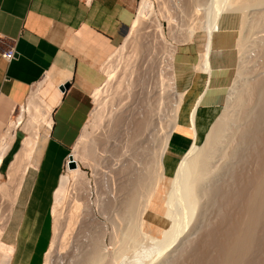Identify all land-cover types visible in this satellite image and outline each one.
<instances>
[{"label": "bare ground", "instance_id": "bare-ground-1", "mask_svg": "<svg viewBox=\"0 0 264 264\" xmlns=\"http://www.w3.org/2000/svg\"><path fill=\"white\" fill-rule=\"evenodd\" d=\"M176 3L178 2L176 1ZM179 5L174 9L175 11L168 7L163 8L162 20L157 21L155 29H153L155 30L154 37L145 46L142 44L143 42H139L138 37H135V32L141 20L150 14L151 3L149 0H141L139 13L133 21L130 34L124 44L117 48L114 55L103 64L107 82L94 94L98 109L93 114V128L98 129L107 118L117 123L119 135L116 136L114 133L113 137L109 138L111 141H108L110 143L107 144V147L111 150L106 147L104 153L109 152V156H113V151L121 149L118 156L114 155L116 159L111 161L112 165L111 162L109 164V161L106 164L110 165L109 178L113 180L121 178L124 184L115 186L118 191L117 200L114 204L110 203L109 205L112 212L108 217L111 221L110 225H112V232L109 230L111 232L110 248L106 252L101 245L102 238L107 235V229L103 230L104 226L97 230L98 233L92 235L91 251L89 248L88 252H90L86 255L85 264H108L110 261V264H116V260L130 247H128L129 243H133L136 248L145 240L153 242L158 247L157 255H161L184 234L198 208L202 206L205 209L210 204L218 205L219 208H216L219 213L222 212L221 218L217 226H214L213 229L211 226V230L208 228L210 230L208 233L204 230L206 235L203 236V239L200 237L201 241H198L199 239L194 243L190 241L194 245L198 241L201 250H206L205 252L199 251L198 244H196L197 247L190 248L193 244L190 245L189 241H187L188 244L185 242V245L187 247L190 245L191 249V252H185L193 255L191 256L193 262L195 264H264V245L261 244L264 243V82L262 83L260 80L259 82L262 84L260 83L257 88L248 82L250 86L248 85L247 88L248 83L245 80L250 64L247 55L249 49L256 44L255 27H257V31L258 28H262L253 25L258 24L253 23L256 17L252 15L250 18L246 10L261 7L262 12L259 14V19L264 24V0H183ZM257 12L259 11L255 13ZM227 13H240L242 20L240 23L241 34L237 44L240 55L239 69L231 84L232 88L227 96L226 107L230 106L234 98H239L240 93H246L238 87L241 80H245V84L241 86L246 87V91L252 86L260 97L263 96L262 100L260 98L262 102L259 103L258 109L256 106H247V112L242 111L244 115L240 111L242 119L249 123L246 124V127H244L245 124H241L244 128L240 130V140L235 141L239 143L233 147L231 145L234 144V141L232 143L231 141L234 137L230 141L231 145L230 139L225 142V144L229 143V146H225L222 142L228 136L225 135L223 138L224 134L228 132L226 131L227 119L223 118L221 120L219 118L213 124L205 141L201 143L203 129L199 130L197 125V102L188 120L194 132V140L181 157L175 160L178 164L177 170L173 173L170 188L162 202L161 196H164L165 192L163 184L169 172L164 162L167 160L170 139L177 126L184 97L177 91L175 83L173 64L178 47L174 43L178 44L177 40L180 38L184 44L191 42L198 34L203 33V51L200 53V60L196 68L197 71L209 73L211 40L213 34L220 29L223 15ZM167 34L171 35V38L173 35L177 36V40L175 38V42L170 44L167 42ZM258 36L260 37V35ZM259 37L256 39L260 45H263L264 43L260 42L262 39ZM250 62L252 64V61ZM137 66L139 67L138 71ZM251 88L249 93L254 90ZM238 100H240L238 103L241 104L242 99ZM113 106H116L115 109ZM51 113L52 105L38 90L32 92L28 99L27 114L21 115L17 120H11L1 141L0 165L2 157L14 139L16 129L23 125L22 129L26 136L22 141V147L10 164L5 179L0 173V264H11L13 261L16 241L20 233L19 226L33 173L31 159L40 136L50 132ZM241 117L239 116V118ZM239 118L237 120H241ZM238 122L240 123V121ZM236 124L239 128L238 123ZM86 137L85 131L70 154L77 165L75 168H70L69 160L67 161L66 169L55 192L52 212L56 223L60 208L70 188L72 189L78 184H82V186L86 184L85 175L80 168L78 159V150L80 145H85ZM223 147L225 149L231 147L232 150L230 152L226 149L229 154L227 155L225 152V155ZM221 153L225 157L226 163L222 168H218V165L215 162L213 165L212 161H216L217 157L221 158V156H217ZM247 154H250L251 160L257 161L250 163L259 164L258 167L255 164L257 167L255 172L251 170L253 169L252 164L251 166L248 164V168H251L249 170L254 172H251V175L245 170L247 162L244 158L249 157ZM94 155L95 153H93ZM101 156L103 157L100 154L99 160H101ZM218 161L221 163L219 159ZM240 162L242 164L239 165L240 167L238 166V169L233 167L234 164ZM116 165L118 166L117 170L113 168ZM228 174H230L228 180L223 179L221 182V179ZM207 208V215H211L212 212L209 214ZM216 208L212 211L218 213ZM209 209L211 210V208ZM159 213H163L164 219L169 223L168 227L158 224L157 219L154 221L149 219V215L157 216ZM199 215H203V213L200 212ZM205 219L206 216L203 220ZM200 222L202 221L200 220ZM197 224L200 223L197 222L196 227L194 224L193 228L198 230ZM196 229L195 231H197ZM190 231L194 233L193 230ZM186 236L189 238V234ZM57 238V228L55 227L51 246L45 255L43 264H50L51 252ZM186 238L185 240H187ZM182 249L179 250L177 259L175 257L178 262L182 258L184 261L186 259L183 257L185 253L182 252L184 251ZM181 252L184 253L183 256L180 255ZM179 256H182L180 260ZM186 256L188 259L190 258L188 255ZM184 261L182 264L188 263L187 260L186 263ZM172 263L174 264L173 261Z\"/></svg>", "mask_w": 264, "mask_h": 264}, {"label": "crops", "instance_id": "crops-1", "mask_svg": "<svg viewBox=\"0 0 264 264\" xmlns=\"http://www.w3.org/2000/svg\"><path fill=\"white\" fill-rule=\"evenodd\" d=\"M137 2L0 0V144L31 92L38 90L52 105L50 132L40 136L31 159V184L11 264L44 262L55 192L71 150L91 116L92 94L104 83L101 66L130 34ZM238 39V31L226 25L213 34L210 74L196 68L204 42L178 46L174 75L177 91L184 97L167 151L170 172L194 140L188 120L195 104L198 102L201 135L205 126L199 125V120L209 122L225 105L239 63ZM11 49L15 56L9 61L2 54ZM65 84L69 88L61 90ZM25 136L24 131L16 129L1 160L2 175L20 151Z\"/></svg>", "mask_w": 264, "mask_h": 264}, {"label": "rangeland", "instance_id": "rangeland-1", "mask_svg": "<svg viewBox=\"0 0 264 264\" xmlns=\"http://www.w3.org/2000/svg\"><path fill=\"white\" fill-rule=\"evenodd\" d=\"M149 1L151 3L150 14L141 20L139 27H138L137 31L135 32V37H138L139 42L140 41H141V43L143 42L142 44H144L145 46L148 45L154 37L155 30H153V29H155L156 22L159 20L160 21L162 20L163 8L168 7L169 9L171 8V10L172 9L174 10L180 6L179 3H180V1L182 3L183 0H180V1H178V0H149ZM176 1L178 3H176ZM140 3H141V0H138L136 8H135V15H136L135 19L137 18L138 13H139ZM175 6H177V7H175ZM256 8L247 9L246 12L248 15H250L249 16L250 18H252V15H254L256 17L255 19H257V20H256V22H254L255 19L253 18L254 19L253 23H258V24H253V25H257L258 27L263 28V29L260 28L261 30L258 28V31H257V27L254 26L256 28L255 34L257 35V37H259L258 35H260L262 40L261 39H259V40H261L260 42L264 43V41H263L264 37H262V36H264V24L259 19V14H261L262 11H261V7H256ZM254 9H255V12L259 11L260 13L259 12L255 13ZM255 14H257V15H255ZM241 20H242V16L240 13H227V14L223 15V17H222L220 29H221V27H223V25H226L229 28L236 29L238 31L239 36H240V34H241V31H240ZM260 31L263 33H261ZM168 35L169 34H167V42H169L170 44H173L175 42V38L177 36L173 35L171 38V35H169V36ZM254 37L256 40V44L254 45V47H251L249 49V53L247 55V60L249 61L250 64L248 65V69H247V74H249V75H247V74L245 75V77H246L245 80H247L246 83L250 82V84L252 86L254 85L257 88L258 86H260L261 82L262 83L264 82V80H263L264 79V53H263L264 49H262L264 47L263 46L264 44L260 45L259 41L257 40L258 38L256 36H254ZM179 38L180 37L178 36V39ZM180 39H182V38H180ZM180 39L177 40V38H176L177 41L182 42V40H180ZM179 42H178V44L174 43V45H176L178 47L179 45L183 44V42L181 44H179ZM191 42L203 43L204 42L203 33L198 34L197 37L194 40H192ZM188 43H190V42H188ZM114 53H115V51L112 52L110 54V56H108L106 58V60L103 62V64L110 57H112L114 55ZM250 61H252V64L254 66L251 64ZM239 63H240V55H239ZM239 63H238V67H237L236 72H235L234 80H235L236 75L238 73ZM103 64L101 66V70H102V73L104 75V83L99 88H102L104 86V84L107 82V74L105 73ZM136 69L138 71L139 67L137 66ZM245 80L244 81L241 80L240 82L242 84L239 82L240 85H238V87L240 89L242 88V92H246L245 94L239 92L240 94L238 96H239V98H241L243 100V101L241 100V104H239L240 103V100H238L239 98H234L229 107H226V104H225L223 106V108L218 110L217 113H215L213 115V117L210 118L209 122H206V120H204V119L199 120V125L205 126V131L202 133L201 143L205 141L207 133L209 132V130L211 129L213 124L219 118H220V120L222 118L225 120L227 119V122H228V123L226 122L227 123V126H226L227 130L226 131H228V132H226L227 134H224L223 138H225V135H228L229 137L226 136L227 139H224L225 141L222 139L223 144L225 146L226 145L229 146V143L232 140V137H234V139L231 141V143L234 141V144L232 143V145H231V143H230L231 147H233V145H235V144L237 145V143H239V142H235V141L240 140L239 139L240 133H241L240 130L241 129L243 130V128L248 125L247 123H249V121L246 122L247 120L244 121V119H242L243 116L241 117L240 111L242 112L244 110V112H247L246 111L248 109L247 106H249V107L256 106V108L258 109V107L260 106L259 103L262 102L261 97L264 96L263 95L260 97L258 92L256 91V89L252 86H251L252 88L251 87L250 88L251 89L254 88V90L253 91L251 90L252 92L249 93V91H250V88H249L247 90L248 91L247 92L246 87L249 85V83L246 85L245 88L242 87L245 84L244 83ZM260 80H261V82H259ZM255 82H256V85H255ZM231 88H232V85L229 88L228 96L230 94ZM243 90H245V91H243ZM95 92H94V94H95ZM94 94H92L93 110H92L91 116L88 120V123L86 124V126L83 130V133H82V134H84L85 131L87 133V137L85 139L86 142L84 141L85 145H80V148L78 150L79 165H80V168L85 175L86 184H84L83 186H82V184H78L76 187H74L72 189L70 188V190L67 193L66 199L60 208L59 218H58L57 223L55 221V216L52 212V215H51L52 218H51V222H50L51 223V238H50V243H49V249L51 246L53 235L55 233V227L57 228L58 238H57V242L55 243V245L52 249V252H51L50 264H85L84 263L86 261L85 259H87L86 255H88L89 252L91 251L92 235L98 233L99 231H97V230H100V228L102 229V227H104V226L105 227L103 228V230L105 229V231H106V229H107V231H106L107 235H105V237L102 238L101 245L106 252H108V250L110 248L112 225H110L111 221L108 219V217L111 216L112 212H111V206L109 207V205H110V203L114 204V202L117 200L118 191L116 190L115 186L118 187L120 185H123L124 181L121 178H117V179L115 178L114 180L110 179L109 178L110 174L108 172L110 165H108L106 163L109 161V164H110V162L112 160H115L116 157H114V155L118 156L121 153V149L118 148V150L116 151L115 149H117V147H115V149H113V150H115L116 152L113 151V154H112L113 156H109V152L104 153L106 150L107 144L110 143V142L108 143V141H111V139H109V138L113 137L114 133L116 134V136L119 135V133L117 132L118 126H117V123L115 121H113L112 119L109 120L107 118L98 127V129L93 128V121H94V115L93 114L98 109ZM30 96H31V94H30ZM29 97H28V99H29ZM260 98H261V100H260ZM28 99L19 108V110L17 111V113L15 114V116L13 117L12 120H17L21 115L27 114ZM238 101H239V103H238ZM255 102H256V104H255ZM115 107L116 106H113L114 109H115ZM242 115H244L243 112H242ZM226 116H227V118H225ZM239 116L241 118H239ZM238 118L241 119L242 122H241V120H237ZM238 121H240V123ZM236 123H238L239 128H237ZM242 123H243V125L245 124L244 127H243V125H241ZM22 126L23 125H20L17 129L20 128L22 131H24L22 129ZM240 126H241V128H240ZM234 129H237V130L234 131ZM236 138H238V139L236 140ZM228 139H230L229 143L225 144V142H228L227 141ZM231 147H229V149L227 147L226 149L230 151V150H232ZM223 148H224L223 150H225L224 153L226 152L228 155L229 152L226 151L225 147H223ZM107 149L111 150V148H109V147H107ZM72 151H73V149L71 150V152ZM91 151H93V152H91ZM93 153H95L94 156H93ZM226 153H225V155H226ZM100 154L103 155V157L101 156V160H99ZM217 156H221V158H218ZM217 156H216L217 159L215 158L217 162L212 161V163H213V165H215V163H216V165H218L217 166L218 168H222L223 166H225L224 164L226 163L225 157L222 155V153H221V155H217ZM247 157L248 158H244L245 161L247 162V164H246L247 168L245 170H247V173L248 174L250 173V175H251V172H253L255 169L257 170V167L259 164L250 163L252 161L257 162L256 160H251L250 154L249 155L247 154ZM218 159L221 161V163L218 161ZM222 160H224L225 162ZM218 162H219V164H217ZM164 163L166 166V162H164ZM175 163H176V165H174V170L172 172H170L168 169V171H169L168 176L166 177V180L164 181V184H163V186L165 187V192L163 193L164 196H161L162 202H164V199L167 195L166 193L170 188V183H171L173 173H174V171L177 170L178 164L176 161H175ZM241 164H242L241 162L239 164L236 163V164H234L233 167L238 169L240 167L239 165H241ZM248 164H250V166L252 164L253 169L248 168L249 167ZM255 164L257 165V167H255L256 166ZM111 165H112V162H111ZM117 167H118L117 165L113 166V168H116L115 170L118 169ZM65 169L66 168H64V171H65ZM249 169H251L253 171H251ZM229 175L230 174L226 175L227 178H226V176H225V178L223 177L221 179V182L223 181V179L228 180ZM2 176H3V179H5V175H2ZM201 207L202 206L199 207L201 209V211L198 208V211L195 213L194 218L192 219V221L190 222V224L186 228L184 234L175 243H173L167 250H165L161 255H157L158 247L153 242H151L149 240H145L144 242L142 241L143 243L141 242V245L139 247H136V248H135V245L133 243H131V244L129 243L128 247L129 246L130 247L127 248L128 250L125 251L124 254L116 260V264H160V263H162V264H173L172 261L174 262V264H176V262H177V264H179L180 262L182 264V262L184 261L182 258L184 253H185V256H183V257L186 258V259L184 258L185 261L187 260L186 262H188V260L190 259L187 264H190L191 262L193 264H195V262H193L194 261L193 257H191L193 255L190 253L187 254L186 252L190 251L191 250L190 248H192L194 246L197 247L199 245L198 241H201V238L203 239V236L206 235L205 232L208 233V230L209 229L211 230V228H210L211 226H212V229L214 226H217V224L220 221L221 214H222L221 211L219 213L218 205H214V204L211 205L210 204L208 206V208L206 207L209 214H210V212H212L211 215H207L208 213L206 212V208L203 209V207L202 208ZM216 207H218V208H216ZM209 208H211V210ZM215 208L218 210V213L216 211H212V210H215ZM200 212L203 213L204 216L199 215ZM205 216H206V219L203 220V218ZM197 218H199L198 221H196ZM149 219L152 221L157 219V223L162 225L163 227L169 226L168 221H166V219H164L163 213H159V215H157V216L155 214L149 215ZM200 220L202 222H200ZM197 222L200 223L199 225L197 224L198 225L197 228H199L200 230L193 228L194 224L196 227ZM106 226H107V228H106ZM199 226H201V227H199ZM191 228H193V229H191ZM195 229L197 231H195ZM190 230H193L194 233H192ZM204 230H205V232H204ZM187 234H189V238H186V237H188V236H186ZM185 238L187 240H185ZM195 240H198V241H196V243L194 245L193 243L195 242ZM187 241H189V242L193 241V243H191V242L189 243ZM185 242H187L186 244L189 243L190 245H192V244L193 245L192 246L189 245L190 246V248H189V246L187 247L185 245ZM196 244H198V245H196ZM261 244L264 245L263 242ZM262 245H261V247H262ZM182 246L183 247L186 246V247L182 249L181 248ZM177 248H178V250H177ZM186 248H187V250H185ZM188 248H189V250H188ZM199 248H200V250H199L200 252L206 251L205 250L206 248L204 249L205 251L201 250V245H199ZM199 248H197V249H199ZM49 249H48V251H49ZM88 249L90 250L89 252H88ZM181 249L184 250V251H182L184 253L182 254V252H181L180 255H182V256L181 257L179 256L180 258L179 257L178 258H179V260L181 258L182 259L180 260V262H178L176 259H177V255L180 253L179 250L181 251ZM175 250H177V251H175ZM86 252H88V253H86ZM186 255H188V257H190V258L188 259ZM175 257H176V259H175ZM175 260H176V262H175ZM185 261H184V263H186ZM110 262L108 264H110Z\"/></svg>", "mask_w": 264, "mask_h": 264}, {"label": "water", "instance_id": "water-1", "mask_svg": "<svg viewBox=\"0 0 264 264\" xmlns=\"http://www.w3.org/2000/svg\"><path fill=\"white\" fill-rule=\"evenodd\" d=\"M68 88H69V84H65L64 86L61 87V90H65V89H68ZM68 160H69V163H68L69 167L70 168H75L77 164L73 160L72 155H69V159Z\"/></svg>", "mask_w": 264, "mask_h": 264}, {"label": "built area", "instance_id": "built-area-1", "mask_svg": "<svg viewBox=\"0 0 264 264\" xmlns=\"http://www.w3.org/2000/svg\"><path fill=\"white\" fill-rule=\"evenodd\" d=\"M3 57L6 59V60H12L15 56V51L13 49L11 50H8L6 52H3Z\"/></svg>", "mask_w": 264, "mask_h": 264}]
</instances>
